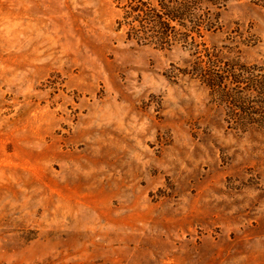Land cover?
<instances>
[{
    "label": "rangeland",
    "instance_id": "374dc122",
    "mask_svg": "<svg viewBox=\"0 0 264 264\" xmlns=\"http://www.w3.org/2000/svg\"><path fill=\"white\" fill-rule=\"evenodd\" d=\"M131 1L0 0V264H264V131L129 40ZM220 7L207 46L264 63V0Z\"/></svg>",
    "mask_w": 264,
    "mask_h": 264
},
{
    "label": "trees",
    "instance_id": "16d2710c",
    "mask_svg": "<svg viewBox=\"0 0 264 264\" xmlns=\"http://www.w3.org/2000/svg\"><path fill=\"white\" fill-rule=\"evenodd\" d=\"M220 0H133L121 26L127 38L141 46L171 50L180 45L194 58L182 74L197 78L210 101L224 112L227 128L237 133L264 131V63L224 60L205 43L207 33L219 30Z\"/></svg>",
    "mask_w": 264,
    "mask_h": 264
}]
</instances>
